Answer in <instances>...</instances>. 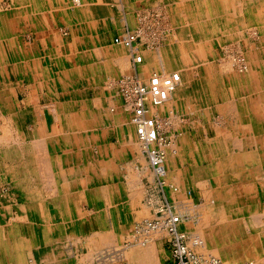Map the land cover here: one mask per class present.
Instances as JSON below:
<instances>
[{
  "label": "rangeland",
  "instance_id": "rangeland-1",
  "mask_svg": "<svg viewBox=\"0 0 264 264\" xmlns=\"http://www.w3.org/2000/svg\"><path fill=\"white\" fill-rule=\"evenodd\" d=\"M192 1L193 0H191V2L189 1V3H191V6H193V8L192 9L190 8L189 15L185 16L183 13L184 11H182L181 9H185L186 7L181 6V7H179V9L174 8L172 10V8L174 7V2H175L174 0H115V4H116L115 7L116 8L120 7L121 10L123 8V10L121 12H118V14H117L120 17V19L123 20L122 18H124L122 14H125V16L130 17V19H129L130 21L128 20L130 22V23L128 22L129 24H126V23H124V21H121V26H123V28H121L120 32L113 33L110 38H106V40H107L106 46L107 47L111 46V48L108 49L107 51H111L110 53H114V56L118 57V59L120 61L122 60L121 62L118 60V64H119L118 69L121 72H119V74L114 75L112 77V74L109 75V72L106 71L107 69L106 68L104 69V67H102L103 70L100 71V73H101L100 75L102 76V78H101V76L98 77V81H97L96 86H94V84H91L90 86H88L87 83H83L81 85H79L78 82L75 83L76 87H74V85H73L72 88L66 92V95L64 96V100L66 103L63 105H60L59 103L51 104V103L47 102V100L44 99V98L47 99V97H46L47 89L46 90H40L39 91L40 95H38V96L33 95V96L36 98L39 97V99H41V98L44 99V100L42 99V101L36 100L37 103L39 104V106L41 107V110H42V106L43 107L46 106L44 109H53V110H56V108H58L56 106L64 107L66 117L64 118V120H62V118L58 119L59 120V121H57L58 123L59 122L60 123H63V122L71 123L72 122V124H73L74 121H73L72 117H70V115L67 116V113L77 111L78 110V104L77 103H75V104L70 103L72 101V99H74V100H79V99L90 100V101H82V103L88 102L89 103L88 108L91 110H94V111H100L99 107H102L103 109H107V112L109 111L108 113H111L110 111H112L114 113L117 111V112H119L117 115V116H119V120L117 118V121H118L117 125L118 126L120 125V127H124V128H125V125L133 126L134 130H135V134H136L135 136L137 137L135 142H138L140 140V138L138 137V131H137L138 128L133 124V122H131L132 121L131 115L124 108V104H126V101H125L126 99L124 97L125 95L123 94L124 93V84H123L124 80L128 81V79H134L135 77L136 78L139 77L142 80V82L148 86L150 78L154 72H158L159 74L165 73L163 75H167V74H171V73H179L181 75L182 81H181V84L178 87V89L174 92L175 94L173 95V99L171 102V103H173V106H171L169 108L168 105H164V107H158L155 109V111H157L155 114L158 113V116L160 118H162V121H163V123H162L163 125L161 124V127H162L161 133H162V137L164 139L162 144L160 142L159 143L157 142L155 146L160 148L161 146L167 147V146L171 145L172 139H170L169 137H171L172 135H173L172 137L174 138V140H175V138H181V136H186V135L188 138L190 136L191 140H193L194 136L196 134L194 132L195 130H193L194 128L199 129L198 128L199 125H201V126L205 125L204 129L208 130L211 127L214 131V137L212 139H209L207 137L205 138L204 136H202L200 138L199 142H193V141H191V142L193 143V145L195 147L196 155L198 157H201L206 163H208L209 169H211L212 170L211 172L214 173L212 178H211V179H213L214 186L209 189L210 191L212 190L211 192H209V194L214 195V196L212 199L210 198L211 199L210 202H206L205 197L200 196L202 193L196 192L195 188H189L188 189L189 193L188 194L185 193L186 195L184 197L180 194L181 193L180 191H183V189L179 188L180 186H178V184L176 182H174V176L173 175L182 176L181 174H183L185 176L186 174L184 172L183 166H186V167L190 166V170H191V166L194 165L192 168V174L189 171V175L193 178L194 183H196L199 179H202L205 177L202 169H200L198 166H196V163H194V164L192 163L193 165H191L190 160L186 157L188 155V153H186V151H188V150L186 148L185 149L180 148L175 159H169L168 158L167 163H168V169H169L170 176H169L168 186L165 187V190L167 192L168 197L165 195V193H163V191L160 190V194H161L160 197L161 198H160V202L158 200V204L162 203L163 204L162 206L165 209V208H167V202H169L170 205L173 204L176 206L178 211H180V214L184 213V211H187L188 213H192V214L194 211L195 212L198 211L197 213H199V215L201 217L194 215V216H192L193 218H192V221H190V222L189 221L185 222L184 219H180V218L178 219L180 229H182V231L185 232L186 235L188 236V242L191 243V245L189 244L190 247L192 249H194V251H196L197 253L199 252L208 258H210V257L219 258L227 264H252V262H253V264H264V191L263 190L261 191L262 188L264 189V186L262 185L264 183V180L261 179L262 177H264V167L261 168V173H260V176H261L260 181L261 182L256 183L257 186L255 189H253L252 183L256 182V181L254 180V177L252 175H249V173H248L245 181L244 180H242V181L240 180V182L239 181H234V182L230 181L231 182L229 184L230 187H233V185H237L238 183L239 184L241 183V186L244 184L242 187H245V189L240 193L242 195H238L239 193L236 191H229V189L227 188V186L225 184L223 186L224 178L222 180V175L217 173L216 167H215L217 158L212 160V161H214V163H212L211 160H207L203 156V154H204V152H206L207 148H212L214 146V143H213L214 140L218 138V132H217L218 130L216 129L215 126L218 125L219 127H221V126H223L222 123H225L226 121H228V118H225V116L222 114L224 112L223 110H229L231 108L236 109L237 112H235V116L238 118V120H241L244 124L248 125V123H245V122L249 118L252 121L251 124L255 125L257 128H259L260 125H264V122H263L264 121L263 120L264 114L261 116L260 120H257L254 122V118L250 115V112H244L245 109H243V108L246 107V104H245V102H244V104H242V101L247 100L248 98L246 97V95L245 96L243 95L242 89H244V87L246 89H248L249 86L251 85V82L248 81V79L250 78V75L248 73H246L247 69H245L244 67L238 68V65H235V66L232 65L234 63V60H237L238 57H239L238 61L242 60L241 61L242 66L247 65L246 62H248V59H247L248 49L245 45H243L244 44L243 41H246L249 44H251V46L253 47V49L256 52L257 51L262 52L264 50V43H263L264 39H262V37L264 38V33H262L258 29V27L256 26L255 23L253 24L250 21V18L245 19L242 24L238 23L239 25H237V23L233 22V19H235L234 17H232L233 15L232 16L229 15L230 16L229 22H228V25L226 26L227 31L222 33V32H220V26H222L221 24H222V19H223L222 18L223 13L220 17L218 16V14L220 13V5H219L218 1L217 0H200V2H197L198 4L196 3L197 5H194L195 2L192 3ZM203 1H204V3H203ZM66 3H68L67 6H69V7H79L82 4V0H66ZM222 5H223V2H222ZM19 7H20V5H17V3H15V0H0V9H1L0 10V19H4V20L9 21L8 27L11 30H13L14 32H16L17 30H21V32H24V31H22L24 28L19 27V29H18V27H17V25L21 23L19 21L20 20L19 16L18 15L9 16V15H12L13 11H15V14L18 13L21 10V9H19ZM262 7H264V1L258 0L256 3V10L263 9ZM116 10H118V9H116ZM126 10L128 12H125ZM194 10H195V12H194ZM190 12H193L192 13L193 15L197 14L194 16V19H193V17L189 18V17H191L190 15H192V14H190ZM171 13L172 14L175 13L176 15H178V17L179 16L185 17L188 20V24H190V27L194 28V29H198V25L195 27V24H198L197 20L199 18L197 19V17L202 16V19H204V20L206 19L205 21L209 22V26H208L207 30L209 32L212 31L207 35H210V34H212V35L210 36V38L208 39L207 42L203 43V45H198V46L192 45V47L190 49L185 48L183 46L187 52H185V53H180V52L174 53L175 49H177V50L183 49V48L176 47V46L183 44L181 42L184 39L180 38L181 29L179 28V26L174 24V20H173ZM208 14H210V15H208ZM191 19H193V20H191ZM255 27H257V28H255ZM67 32L68 31H64V34H66ZM128 33L132 34L135 37V40L133 41L131 46H129L123 42V39H126L127 37L129 38L130 35H128ZM185 35L187 37V38H185L186 44L188 43V41H190V43H192V44H196L197 43L196 41H199V42L202 41L201 37H197V36L192 37V35H195V34L192 33L191 31L185 32ZM204 40H206V39H203V41ZM238 40H240V41H238ZM229 45H230V47H229ZM235 46H236V48H234ZM227 50H229V51H227ZM232 50H233V52H232ZM206 52H208L207 55H205ZM226 55H228V56L226 57ZM261 55L264 57V54H261ZM126 56H128V57H126ZM139 57H141L142 60L140 62H137V59ZM233 57L236 59H234ZM240 57L241 58L243 57V58L241 59ZM123 59H124V61H123ZM263 61H264V59H263ZM82 62H84V61L82 60ZM242 62H244V63H242ZM152 63H153V65L154 64L160 65L161 67L155 68L156 70L152 67H150V69H149V66ZM126 64H127V66H126ZM108 66H110V65L107 64L106 67H108ZM156 67H158V66H156ZM250 67H251V65L249 64V68ZM230 70L233 74L236 71L238 74L241 75L239 80L236 78V76L229 74ZM11 71L12 70L9 69V70H7V73L10 75ZM148 71H150L149 75L147 77H144L143 73H147ZM67 74L68 73H65L66 76H67ZM256 75L261 77L262 79L264 78V66H258V69H256ZM11 77H12V75L8 76V78L5 79V82L9 85V87H8L9 89L12 86V92H13L12 106L14 104L16 105V107L12 111V113L14 112L16 114V121H14L13 119L9 120V123L5 124L6 126L4 127L5 128L4 130L6 131V129L8 127L7 131L8 130L12 131V137L17 136L16 139L19 138V140H20V138H22L23 135H25L24 133L28 132V134H29V131L32 130L31 129L32 122L27 123V129H26L24 127L26 125L25 119H23V118L18 119L17 116L23 115L24 114L23 112L26 109H31V106H30L31 102L24 100V95H25V93L31 94V91L32 90L36 91V89H35V86H31L30 84H28V89H27L25 86L26 80L24 79L23 76L19 77V79L15 80V81L12 79V84H10L8 82H9V79H11ZM145 78H146V80H144ZM0 81H2V79ZM65 83H66L65 86H68L67 82H65ZM69 83H71V80H69ZM34 84L35 83H33L32 85H34ZM247 86H248V88H247ZM48 87H49L50 91L53 90L54 93H56V85L51 86V87L48 86ZM74 88H76L75 89V92H76L75 95L73 94ZM238 88H240V89H238ZM262 88H264V85L262 86ZM247 91H248L247 95H253L254 94V91L250 88ZM67 93H70V94H67ZM108 94L112 95V97H110V101H112V104H113V106H111V108H109L108 104L106 103ZM44 95H45V97H44ZM94 99L99 101V102L98 103L93 102V101H95ZM69 100H71V101H69ZM121 100H123V101H121ZM68 101H69V103H68ZM215 105L217 107L216 109H217V112L219 114L218 116H217V112H215L216 111ZM261 105H262V108L264 109V102ZM207 108H208V110H210L212 112V116H211V114H209V112L203 111L204 113H203V115H202V113H200V117H197V118L192 117V115L195 114L194 113L195 111L192 112L193 110H197V109L205 110ZM60 111H62V109ZM48 112H50V111H48ZM80 112H82V111H80ZM107 112H106V114H107ZM104 113H105V111H103V114ZM246 113H247V115H246ZM103 114H102L103 117L100 115H97V114H95V115L92 114V118L90 119V123H88L86 121L87 126L85 124V126L84 127L82 126L81 127L82 129H80V132H81L83 130V128L88 127L90 124H91V126H93V124L95 123L94 122L95 120H96V122L97 121L101 122V127L103 128V130L98 131L99 134H97V137H96V145L98 148L97 151H98V153H100V156H102L101 155L102 148L103 147L108 148L110 146L109 144L105 143V135L106 134H105L104 127H105V123L107 120L104 119V118H106V115H103ZM239 115H240V117H239ZM152 116H154V114L151 115V117ZM173 117H175V118L173 119ZM222 118H224V119H222ZM219 119H221V121ZM91 120H92V122H91ZM113 120H115V117H113ZM207 122L210 123V127H208ZM52 123H53L52 119L48 120L49 126H52ZM54 123L56 124V121ZM173 123H175V124H173ZM7 125H9V126H7ZM10 125L12 126V129H11ZM235 126L236 125L231 126L230 128L229 127H227V128L222 127L220 129L221 135L226 134V136L230 139H235V141L244 142L243 149L242 148L239 149L236 146H235V148H233L234 147L233 145L228 144L225 148L226 151L228 150L227 151L228 153H230V154L233 153L235 155L236 154H248L251 152L252 153L255 152L256 154H260V155L264 154V150L261 149L260 144H258V145H254V144L249 145L248 143L245 144V141L247 139L251 138L252 135L250 134L251 136L248 137L247 136V134H249L248 131H246L245 129L237 128V127H243L242 124H237V126H236L237 131L235 130ZM163 128L170 129V132L164 131ZM15 129H16V131H15ZM229 132H230V134H229ZM211 133L212 132H210V134ZM0 134L2 135L1 131H0ZM3 134H4V132H3ZM79 134L77 133L76 134L77 137L76 138L73 137L74 142H71V144L68 145L69 153L66 155V157H65V155L61 154V151L56 150L53 152L49 151V153L51 155V156H49L50 159L51 158L54 159L57 157L71 158L73 156H75L77 158H82V155L84 153V152H82V150H84V147H83V142L81 143V141H78V140H80ZM83 135L86 136L85 132L83 133ZM163 135H165V136H163ZM221 135L219 134V136H221ZM256 137H259V135H256ZM101 138H102V140H101ZM203 141H205L208 145L206 143H204ZM78 142L80 143L79 145H78ZM74 144H76V147H78L77 150L71 149L70 146L74 145ZM135 146L136 145H134V147H133L131 145V142H129L128 144L124 143V141H122V138L120 137V139L118 140V143L116 145L110 146V147H112V149L109 147V149H111V151H108V152H112L114 158L122 159L124 154H125L124 152H126V150L129 152V154H131V156L133 158L130 160V162L125 163L128 165H126L125 170L122 171V173H121V171L117 170L116 166H114V168H115V170H113V171H115L114 173L118 172V174H120V175L121 174L126 175L129 171L128 170L129 166H130L129 168L131 169V168H133L132 165H139L140 164V157L142 156L143 152L140 153V149H138ZM106 148H105V151H107ZM79 149H81V150H79ZM91 150L95 156V150H93V149H91ZM116 152H117V154L118 153L119 154L117 155ZM185 153H186V155H185ZM73 154H75V155H73ZM143 155H145V154H143ZM132 160H133V162H132ZM185 160H186V162H185ZM113 163H114V161H113ZM183 163H184V165H182ZM253 166H255V164L254 165H252L251 163L248 164L246 172L248 170L250 171L253 168ZM178 169H179V171H177ZM124 178H126V176H124ZM144 181L148 184L149 180L147 178H145ZM124 183L126 184L127 181L125 180ZM176 184H177V186H176ZM206 185H208V184H206ZM220 186H221V188H220ZM172 187H174V188H172ZM154 188L151 187V189L152 190L154 189V191H155L157 188H156V186H154ZM125 189H127V188H125ZM175 189H178V191L175 192L174 191ZM197 189H198L197 191L200 190L199 187ZM6 192H8V191L6 190ZM178 193H179V195H178ZM154 194L156 196L158 195V193L153 192V195ZM180 195H181V197H180ZM154 196H153V200H150V202L153 201L154 204L157 205V203H156L157 197L156 196L154 197ZM16 197H17L18 201L20 200L22 202V200H21L22 198H21L20 193L17 190L12 189V192L8 193V200H11V199L15 200ZM142 197H143V199H142ZM224 197H225V199H224ZM127 200H128V198H127ZM129 200H130V202H133L134 204L138 205L139 209L137 210L135 215L134 216L131 215V218L129 219L128 223H130V225H131L129 235H128V231L125 232L124 238H122V240H121V244L124 246L129 244V242L135 243V242L142 241L141 239H143L142 238L143 233L139 232V230L141 229V226H145V223L148 221V219L153 218L155 215V211L151 212V208L149 209L148 207H146L144 205V204H146L147 194L145 196H143V194L140 195V197L138 198V201L140 203L139 202L137 203L136 198L135 199L132 198ZM215 208H217V210L224 208L226 214L223 216L221 215V219L230 220L231 222H234V223H242L241 226H244L246 233L251 238L254 237L256 239L257 237H261L260 241L262 242V244H261V247L259 245L260 249L252 248L253 249L252 252H254L253 254H251L249 256H244V257L238 258L236 260L235 259L231 260L232 258H231L230 253L224 252L222 250L220 252L218 250L219 249L218 246L221 245L220 243L222 241L220 242V239L217 240L218 232L220 230L219 223H218V225H213V223H207L208 219H209L208 218L209 215H211V213L216 210ZM90 209H91V207H90V205H88V203L86 201L81 202L80 207H79V210L81 212V217L87 218L88 217V211ZM176 210H174V211L176 212ZM150 214L151 215L154 214V215L151 216ZM260 216H261V218H260ZM255 218L261 219V220H259V219L257 220V222H256L257 226L253 225L255 223V222H253V221H255L254 220ZM261 221H263V222L261 223ZM211 227H214V228L211 229ZM198 230L199 231L202 230L203 232L205 231L207 233L211 232V230H212L213 231V237H214L213 243L209 242V241L208 242L205 241L206 243L201 244V243H199V241H195V240H197V238L194 236V233H199ZM191 234H193L192 235L193 237L191 236ZM153 235L155 236L156 233H153ZM164 235H165V233H161L160 237L162 236V238H163ZM128 236H130L131 238ZM150 236H152L151 233H150ZM150 236H148V237H150ZM154 236H152V239ZM128 238L130 240H127ZM162 238L158 242L152 241V242H154V244L157 247L158 256H157L156 261L159 260V262H158L159 264H173L172 256L170 254L169 246H168V243L166 240L167 238H165V239H162ZM192 242H194V243H192ZM222 245H224V244L222 243ZM216 248L218 251H215ZM225 250H227V249H225ZM86 253H87V250H86ZM36 257H38V256L36 255ZM36 263H39V262L36 261ZM107 263H109V261H107ZM110 264H129V261L126 259H122L120 261V259H119V260H115L113 263L110 262Z\"/></svg>",
  "mask_w": 264,
  "mask_h": 264
},
{
  "label": "bare ground",
  "instance_id": "bare-ground-1",
  "mask_svg": "<svg viewBox=\"0 0 264 264\" xmlns=\"http://www.w3.org/2000/svg\"><path fill=\"white\" fill-rule=\"evenodd\" d=\"M40 1L41 0H38V2H40ZM217 1L220 5V13L218 14V16L220 17L223 13V15H222L223 19H222V24H221L222 26H220V32L224 33L227 31L226 26L228 25L229 17L233 15L232 17L235 18V19H233V22L237 23V25L242 24L245 19L250 18V21L253 24L255 23L256 26L258 27V29L262 33H264V7H262L263 9L256 10V3L258 0H217ZM222 2H223V5H222ZM15 3H17V5H20L19 9H21V10L16 14H15V11H13L12 15H9V16L18 15L19 19H20L19 21L21 22V20H25V18H28V15H29V14H26V12H25V7L28 3V0H15ZM203 3H204V1H203ZM182 7H185V6H182ZM190 8L191 9L193 8V6H191V3H189L185 9H181L182 11H184L183 13L185 16L189 15ZM194 12H195V10H194ZM192 13L193 12H190V14H192ZM192 15H190L191 17H189V18L193 17V19H194V16L197 14H195L193 16ZM208 15H210V14H208ZM197 19H198V17H197ZM8 22L9 21H7V20L0 19V27L3 26V29L0 28L1 29V31H0V80L2 79V81H0V131L2 132V135L0 134V196H1L0 197V264H37L36 261L34 260V257L32 256V253H30L32 244L34 242L42 243L43 247H46L47 245L52 244V243L59 245V248H60L59 254H56L53 251L49 252V253L45 252L44 254H42L39 246H37V247L35 246V248H38L36 250L39 253V257H40L42 264H72L73 263L72 259H73L74 254L71 253L70 247H68L67 249H68V251H70L71 255H68V256L65 255L66 248L64 247V241L68 240L69 237H72L73 233H70V235L65 236L64 235L65 228H64V230L63 229L60 230V228H62V226L60 225V223H58L59 219L58 218L54 219L55 217H53L51 215V211H50L51 209L53 210L54 207L58 206V207H60L59 211L62 212L60 218H62V217L64 218L67 215H69L71 213L70 212L71 209L76 206V204L68 202V201L72 200V199H70V197H67V195H66V197H64L63 195L61 196V194H58V192L59 193L61 192V184H59V182L57 181L58 178H60V177L56 176L54 171H53V163H57L60 166V165H62L63 161H65V160L67 161L68 158L57 157L54 159H52V158L50 159L49 156H51V155H50L49 151L53 152V151L59 150V151H61V154L65 155V157H66V155L69 153L68 145H70L71 142H74V140L72 139L73 136L77 137L76 134L80 133V129H82L81 127L82 126L84 127L85 124L87 126V122L90 123V119L92 118V114L88 113L89 116H86V115L84 116L83 112H79V111L76 112L75 111L74 113L69 114L70 117H72V119L74 121L73 124H72V122L71 123H66V122H63V123L59 122L58 123L57 121H59V120H56V124L54 123L52 125V127H50V126L46 127V124H44V126L43 125L38 126V125H36L37 123L32 122V124H31L32 130L29 131V134H28V132L24 133L25 135H23V137L20 138V140H19V138L16 139L17 136L12 137V131L11 130L7 131L8 127H7L6 131L4 130L5 129L4 127L6 126L5 124L9 123V120L13 119L14 121H16V118H15L16 114L14 112L12 113V111L16 107L15 104L12 106V101H13L12 86L9 89L8 88L9 85L5 82V79H7L8 76L12 75V79L14 81L19 79V77L23 76L24 79L27 82H29V84L31 86H35L36 91L32 90L31 94L36 95V96L40 95L39 94L40 90H46V89H47V93L49 95H51L52 93H54V91L53 90L50 91L48 86H50V87L54 86L57 84V80H61L60 78L58 79V76H57V78H55L54 83L50 84V81L46 80V77L44 75L45 72L41 69L43 63L38 62L36 60H31V58H29L24 53V51L19 52L18 51L19 46H18V42H17L16 38H9L8 40H2L1 39L2 34L6 33L9 36L11 33H13V34L16 33L8 27ZM257 27H255V28H257ZM207 29H208V27H207ZM22 31H25V30L23 29ZM210 32H212V31H210ZM210 32L208 30L206 31V33H208V34ZM262 39H264V38L262 37ZM238 41H240V40H238ZM243 43H244L243 45H245L248 49V52H247L248 62H246V64L248 66L247 65L242 66V64H241L242 60L238 61L239 57L237 58V60H234V63L232 65H234V66L238 65V68L244 67L245 69H247L246 73H248L250 75V78L248 79V81L251 82V85L249 86V88L254 91V94L253 95H247V92H248L247 90H249L248 86H247L248 89H246L245 87H244V89H242L243 95L244 96L246 95V97L248 98L247 100L242 101V104H244V102L246 104V107L243 109H245L244 112H252L253 116L257 120H260L261 116L264 114V109L262 108V105H261L264 102V88H262V86L264 85V78L262 79L261 77L256 75V69H258V66H264V61H263L264 57L261 55V54H264V50L262 52L261 51L256 52L253 49V47L251 46V44H249L246 41H243ZM229 47H230V45H229ZM234 48H236V46ZM233 50H232V52H233ZM227 51H229V50H227ZM128 56H126V57H128ZM227 56L228 55H226V57ZM234 59H236V58H234ZM123 61H124V59H123ZM242 63H244V62H242ZM249 64L251 65L250 68H249ZM9 69L12 70L10 72V75L7 73V70H9ZM149 73H150V71H148L147 73H143L144 77H147L149 75ZM57 74L58 73H56V75ZM163 74H165V73H163ZM163 74H159L158 72H154L152 74L151 78L153 77V75H163ZM229 74L236 76V78L238 80L241 76L236 71L233 74L231 72V70L229 71ZM56 75H55V77H56ZM144 80H146V78ZM33 83H35V84L32 85ZM141 83L144 84L142 82V80H141ZM123 84H124V82H123ZM238 89H240V88H238ZM173 94L170 95L169 99L166 102H164L163 104H161L159 106H156L153 104L150 105V103H149L150 106L148 108V115L151 117V115L154 114V116H152V118H154L159 125L161 140L158 141V143L160 142L161 144L164 141V139L162 137V133H161V128H162L161 124L163 123V121H162V118H160L158 116V113L155 114L157 112V111H155V109L158 107H164V105H168L169 108L171 106H173V103H171L172 99H173V96H172ZM44 97H45V95H44ZM42 99L43 98L39 99V97L36 98L37 101H42ZM44 99H46V98H44ZM148 100H149V98H148ZM121 101H123V100H121ZM47 102H48V100H47ZM49 103L54 104L57 102H56V100L53 101L50 99ZM45 107L46 106H44V107L42 106V110H45V112L50 111V112H48L49 114L52 112L51 116L58 113V115L56 116L57 119H61L62 111L65 112L64 107H62V106L61 107L56 106V107H58V108H56V110L44 109ZM124 108L131 115V119H132L131 122H133V124L137 127V124H136V121L134 118V114H133L134 111H133L132 106L126 102V104H124ZM61 109H62V111H60ZM223 111L224 112L223 113L221 112V113L225 116V118H228V121H226L225 123H222V125H224L223 126L224 128H227V127L230 128L231 126H234L237 124L243 125V122L241 120H238V118L235 116L236 109L231 108L229 110H223ZM59 113H61V114L59 115ZM194 113H196V112H194ZM232 114H234V115L232 116ZM202 115H203V113H202ZM246 115H247V113H246ZM32 117H33V115H32ZM239 117H240V115H239ZM174 118L175 117H173V119ZM222 119H224V118H222ZM219 120L221 121V119H219ZM91 122H92V120H91ZM173 124H175V123H173ZM7 126H9V125H7ZM262 126L263 125H260L259 128H262ZM215 127L218 130L217 131L218 132V138L216 137L217 139L214 140V142H213L214 146L212 148H207L206 152H204V154H203L204 158L207 160H211L212 163H214V161H212V160L217 158L216 169L225 174L223 186L225 184L227 186V188L229 189V191H236L239 193L238 195H242L240 193L245 189V187H242L244 184L241 186V183L240 184L238 183L237 185H233V187H230L229 184L231 183L230 181L232 179L235 181L238 180L239 182H240V180L245 181L248 173H249V175H252L254 177V180L256 181V182L252 183L253 189H255L257 186L256 183L261 182L260 180L262 179L260 176V173H261V168L264 167V154L260 155V154H256L255 152H253V153L251 152L248 154H236L235 155L233 153L232 154L228 153L227 152L228 150L226 151L224 146L231 144L234 147L236 146L239 149H241V148L243 149L244 142L235 141V139H230L226 136V134L221 135V132H220L221 127H219L218 125H216ZM246 127L248 128V126H246ZM237 128H244V127H237ZM11 129H12V126H11ZM163 129H164V131L170 132V129H167V128L166 129L163 128ZM244 129H246V128H244ZM15 131H16V129H15ZM3 132H4V134H3ZM105 134H106V132H105ZM219 134L221 136H219ZM229 134H230V132H229ZM163 136H165V135H163ZM172 136L169 137L170 139H172V144L167 146V147L161 146L160 148L155 146L157 142H146V141H141V140H139L138 142H135L134 140H133V142L131 141V145L133 147H134V145H136L135 147L140 149V153H142V152L143 153H142V156L140 157V164L139 165H132L133 168H131V169L129 168L130 167L129 166L128 167L129 171L126 174V181L128 182V186H129L128 188L131 190L129 195H132L130 199L136 198L135 195H133V194L137 190H138V198L140 197L141 194H143V196H145L147 194V200H146L147 205L146 204H144V205L146 207H148L149 209L151 208V212L155 211V215L153 214L154 217L151 219H148V221L145 223V226H141V229L139 230V232L143 233L142 234L143 239H141L142 241H139L140 243L139 242H135V243L129 242V244H127L126 246H124L122 244L116 245L118 253H122V254L126 255V260L129 261V264H135L136 260L140 264H142V263L143 264H157L158 261H156V259H157L158 254H157V247L154 244V242H158L161 240L162 236L160 237V234L165 233V235L163 236L162 239L167 238L166 240L168 242L173 238V236L169 230V226L174 227L177 230L179 229L182 231V229H180V226H179V221H178L179 218L184 219L185 222L186 221L190 222V221H192V218H193L192 216H194V215L201 217L199 215V213H197L198 211L197 212L194 211L193 214L188 213L187 211H184V213L180 214V211H178L176 206L173 204L170 205L169 202H167V208H165V209L163 208L162 203L158 204V200L160 202V198H161L160 197L161 196L160 190L163 191V193H165V195L167 196V192L165 190V187L168 186L169 176H170L169 169H168V163H167L168 158L169 159H175L180 148H182V149L186 148L188 150V151H186V153H188V156H190L192 154L196 155L195 147H194L193 143L191 142V140L187 137V135L181 136V138H175V140ZM136 138L137 137L135 136V140H136ZM101 140H102V138H101ZM203 142L206 143L205 141H203ZM247 143L249 145L260 144L261 149L264 150V134H263V137L259 136V137L251 138L250 140L247 139L245 141V144H247ZM126 144H128V143H126ZM109 147L108 148H106V147L102 148L101 155L103 157H105V155H104L105 154V148H106L107 152L111 151L112 148L110 147L111 149H109ZM79 150H81V149H79ZM116 154H117V152H116ZM143 154H145V155H143ZM132 162H133V160H132ZM250 163L252 165L255 164V166H253V168L250 171L248 170L246 172L247 165ZM97 164H98V167L100 168L99 169L97 167V171H96L97 172L96 176H98V177H99L101 171H102L101 173L104 174L105 167L109 168V166H112V169L115 170V168H114L115 165L113 164L112 160L105 161L102 159L100 162H97ZM77 165H79V164H77ZM177 171H179V169ZM112 172H115V171H112ZM220 172H218V173L220 174ZM73 173H74L73 174L74 176H81L82 171H80V168H79V170L75 169L73 171ZM122 175L124 176V174H122ZM181 175L182 176H177V175L176 176L173 175V176H174V182H176L178 184V186H180L179 188L183 189V191H180L181 192L180 194L184 197L186 194L189 193V191H188L189 188L185 186V182H186L185 176L186 175L185 176L183 174H181ZM145 178H147L149 180L148 184L144 181ZM177 184H176V186H177ZM262 185L264 186V183ZM154 186H156V188H157L155 191H154V189H155ZM151 187H153L154 189L152 190ZM172 188H174V187H172ZM220 188H221V186H220ZM12 189L17 190L20 193L21 198H22L21 199L22 202L20 200L18 201L17 197L15 200H12V199L8 200V193H11ZM6 190L8 192H6ZM206 190L203 191L200 196L205 197L206 202H210V200L213 198L214 195L209 194V192H211L212 190L211 191L209 189H206ZM174 191L177 192L178 189H175ZM153 192L158 193L157 196L154 194L157 197V199H156L157 205H155L153 201L150 202V200H153V196H154ZM58 195H60V196H58ZM178 195H179V193H178ZM181 195H180V197H181ZM67 199H68V201H65ZM142 199H143V197H142ZM224 199H225V197H224ZM62 200H64L63 203H62ZM215 209L216 210L214 212H212L211 215H209V217H208L209 219H208L207 223H213V225H218V223H219L220 230L218 232L217 240L220 239V242L221 241L222 242L220 243L221 245H219V246L217 245V246L219 247L218 250L220 252H221V250L224 252H228L231 254V258H232L231 260H233V259L236 260L238 258H241L244 256H249V255L253 254L254 252H252V250H253L252 248L260 249L259 245L261 247V244H262V242L260 241L261 237H257L256 239L254 237L251 238L246 233L244 226H241L242 223H234V222H231L230 220L221 219V215L223 216L226 214L224 208H221L218 210H217V208H215ZM174 210H176V212ZM153 215H151V216H153ZM260 218H261V216H260ZM260 218H258V219L261 220ZM258 219L257 218L254 219L255 220V221H253V222H255L253 224L254 226H257L256 222ZM63 222H64V219H63ZM262 222L263 221H261V223ZM213 228L214 227H211V229H213ZM201 231L202 230H200V231L198 230L199 233H194V236L197 238V240H195V241H199V243H201V244L206 243L205 241H207V242L209 241V242L213 243V240H214L213 231L211 230V232H209V233H207L205 231L204 232L203 231L201 232ZM150 233L152 236H154L153 233H156V235L153 237V239H152V236H150ZM111 235L112 234H109V236H111ZM128 235H129V231H128ZM192 235L193 234H191V236ZM148 236H150V237H148ZM128 237H130V236H128ZM103 240H105V239H103ZM127 240H130V239L128 238ZM114 241H115V236L113 237L112 243L116 244ZM152 241H154V242H152ZM192 243H194V242H192ZM222 243L224 245H222ZM187 244H188V247L193 251V253L196 254L197 256H199L200 258H204L206 260H211V259L215 258V257L208 258V257H205L203 254H201L199 252L197 253L196 251H194V249H192L190 247L191 243L188 242V238H187ZM225 249H227V250H225ZM218 250L216 248L215 251H218ZM130 255H131V257H132V255H134L136 257V259L133 261L131 259ZM78 264H81V263H78ZM252 264H253V262H252Z\"/></svg>",
  "mask_w": 264,
  "mask_h": 264
},
{
  "label": "crops",
  "instance_id": "crops-1",
  "mask_svg": "<svg viewBox=\"0 0 264 264\" xmlns=\"http://www.w3.org/2000/svg\"><path fill=\"white\" fill-rule=\"evenodd\" d=\"M174 1V7L172 8V10L174 8L179 9V7L181 6L187 7L189 1L191 2V0ZM40 2H38V0H28V3L25 7L26 14H29L28 18H25V20H21V23L17 25L18 29L19 27L24 28V32H21V30H17L16 33H11L9 36L6 33H1V39L8 40L9 38H17L19 46L18 51H24V53L29 58H31V60H36L43 63L41 69L45 72L44 75L46 77V80L50 81V84L54 83L57 76L58 79H61L57 80L56 94H46L48 102L51 99L53 101L56 100V102L60 105L65 104L66 102L64 100V96L66 95V92L70 90L73 85L74 87H76L75 83L77 82L79 85L87 83L88 86H90L91 84H94V86H96L98 77L101 76L100 71L103 70L102 67H104V69L106 68V71L109 72V75L112 74V77L121 72L118 69V57L114 56V53H110L111 51H107L111 48V46H106V38H110L113 33L120 32L121 28H123V26H121V21L129 24L130 17L122 14L123 17H125L122 18L123 20L120 19L117 14L118 12H121L123 8L122 10L119 6V8H116L115 0H82V4L79 7L67 6L68 3H66V0H41ZM193 2H195L194 5H197L196 3L200 2V0H193L192 3ZM115 8L118 10H116ZM125 12L128 11L126 10ZM172 17L174 20V24L179 26V28L181 29L180 38L184 39L181 42L183 44L176 46L183 49H175L174 53H185L187 52L185 48L190 49L192 45H203V43L207 42L212 35H207L208 33H206V29L209 26V22L202 19V16L198 17V24H195V27L198 25V29L191 28L190 24H188V20L185 17H178V15H176L175 13L172 14ZM0 28L3 29V26H1ZM64 31L68 32L64 34ZM189 31L195 34L192 35V37H201L202 41H196V44H192L190 43V41H188V43L186 44L185 38L187 37L185 35V32ZM203 39L206 40L203 41ZM207 54L208 52H206L205 55ZM82 60L84 62H82ZM107 64L110 66L106 67ZM150 67L159 68L161 66L155 64L153 65L152 63L150 64L149 69ZM56 73L58 74L56 75ZM65 73H68L69 75L67 74L66 76ZM69 80H71V83H69ZM65 82H67L68 86H65ZM8 83L12 84V77L11 79H9ZM28 84L29 82L26 81L25 86L27 89ZM75 89L76 88H74L73 91L74 95L76 94ZM110 95L111 94H108L106 101L109 108L113 106L109 98L112 97V95ZM24 100L31 102V109H26L23 112V115L17 117L18 119H25L26 125L24 127L26 129L27 123L35 122L38 126H44V124H46V127H48V120L52 119V125L56 120H58L56 118L58 113L51 116L52 112L49 114L48 112H45V110H41V107L36 101V97H34L33 95L25 93ZM82 101L90 100L72 99L70 103H77L78 110L76 112L82 111L84 112V116H89L88 113L102 116L103 111H105V120H107L104 127V130L106 132V144H109L110 146L116 145L120 137L122 138V141H124V143H129L131 141L133 142V140L135 141V130L133 126L125 125L124 128L120 127V125H117V118L119 120V116L117 115L119 112L116 111L114 113L110 111L111 113L106 114L107 109H103L102 107H99L100 111H94L88 108V102L82 103ZM93 102L98 103L99 101L95 100ZM216 108L217 107L215 105V109ZM194 111L196 113L193 114L192 117L195 118L200 117V113H204L205 111L209 112V114H211L212 116V112L208 110V108L205 110L197 109L193 110L192 112ZM215 112H217V109ZM71 113L68 112L67 116ZM60 114L61 113H59V115ZM32 115L34 118L32 117ZM61 115L62 120H64V118L66 117L65 112L62 111ZM218 115L219 114L217 112V116ZM233 115L234 114H232V116ZM250 115L254 118V122L257 121L252 112H250ZM113 117H115V120H113ZM250 121L251 119L248 118V120L245 122L248 123V125L245 124L246 126H248V128L243 123V127L246 128L245 130L249 133L247 134V136L250 137L252 135L251 138H255L256 135L263 137L264 125L262 128H257L255 125H252V121ZM94 122L95 123L93 124V126H91L90 124L88 127L83 128V130L79 134L80 140L78 141H81V143L83 142L84 147V150H82V152H84L82 158H76L75 156H73L71 158H68L67 161H63L62 165L60 166L57 163H53V171L56 176L60 177L57 181L59 182V184H61V192H58V194H61V196L63 195L64 197H66L67 195V197H70V199L72 200L68 201L67 199L65 201L76 204V206L71 209V213L64 218H60L62 213L59 211L60 207L56 206L53 210H50L51 215L55 217L54 219H59L58 223H60V225L62 226L60 230H64L65 228L64 235L66 236L70 235V233H73L72 237H69L68 240L64 241V247L66 248L65 255H71L70 251H68L67 249L68 247H70L71 253L74 254L72 264H110V262L113 263L115 260L120 259L121 261L122 259H126V255L118 253L116 245L121 244V239L124 237L125 232L130 231L131 225L130 223H128L129 219L131 218V215L134 216L139 209L138 205L130 202L129 200L132 195H129L130 189L128 188V182L126 184L124 183L126 180L124 176L126 175L123 176L122 174L120 175L118 173L112 172V166H109V168L105 167L104 174L101 173V171L99 177L96 176L98 167L97 162H100L102 159L105 161H114L113 164L117 167V170L121 171L122 173L127 165L125 163L130 162V160L133 158L127 150L126 152H124L125 154L122 159L114 158L113 153L107 151H105V157L100 156V153H98L97 151L98 148L96 145V136L97 134H99L98 131L103 130V128L101 127L100 121L96 122L95 120ZM207 123L208 127H210V123ZM204 126L199 125V129L193 127V130H195L194 132L196 134L193 140H191L189 136L191 141L199 142L202 136L209 139H212L214 137L213 129L210 127L208 130H206L204 129ZM223 126H221V128ZM84 132L86 136L83 135ZM210 132H212V135L210 134ZM251 138H249V140ZM79 144L80 143L78 142V145ZM70 147L73 150H77L78 148L76 147V144L71 145ZM224 148H226V146H224ZM91 149L95 150V156L94 153H92ZM186 157L190 160L191 165L196 163V166L202 169L205 177L199 179L196 183H194L193 178L189 175V171L192 174V168L194 165L191 166V170L190 166H183L184 172L186 174L185 186L188 188H195V191L199 193H202L206 189L212 188L214 186L213 179H211L213 173L211 172L212 170L209 169L208 163H206L201 157H198L197 155H187ZM182 165H184V163ZM79 168L80 171H82L81 176H74L73 171L75 169L79 170ZM216 171L217 173L220 172L217 169ZM220 175H222V180L223 178L225 179L224 173L220 172ZM262 179L264 180V177H262ZM231 181L234 182L235 180L232 179ZM205 183L208 185H206ZM198 187L200 188L199 191H197ZM262 190L264 191L263 188L261 189V191ZM133 195H135V197L137 198L138 203V190ZM63 201L64 200H62V203ZM85 201L91 207V209L88 211L87 218L81 217V212L79 210L80 203ZM109 234L112 235L109 236ZM114 236V242L116 244L112 243ZM35 246H39L42 254L52 251L56 254H59L60 251L59 245L55 243L43 247L42 243L34 242L32 244L33 248L31 247L30 253H32L34 260L39 262L37 264L42 263L39 257V253L36 250L38 248H35ZM36 255L38 257H36ZM131 259L134 261L136 257L132 255ZM107 261H109V263H107ZM135 264L140 263H138V261L136 260Z\"/></svg>",
  "mask_w": 264,
  "mask_h": 264
},
{
  "label": "built area",
  "instance_id": "built-area-1",
  "mask_svg": "<svg viewBox=\"0 0 264 264\" xmlns=\"http://www.w3.org/2000/svg\"><path fill=\"white\" fill-rule=\"evenodd\" d=\"M128 35H130L129 38L123 39V42L131 46L135 37L130 33ZM141 60L142 58L139 57L137 62ZM181 81L179 73L153 75L148 86L142 84L141 80L136 77L128 81L124 80L125 101L133 108L141 141L158 142L161 140L159 125L154 118L148 115V108L152 104L159 106L166 102L170 95L178 89ZM169 230L173 238L167 243L173 264H226L218 258L211 260L200 258L188 247V236L184 232L171 226Z\"/></svg>",
  "mask_w": 264,
  "mask_h": 264
}]
</instances>
